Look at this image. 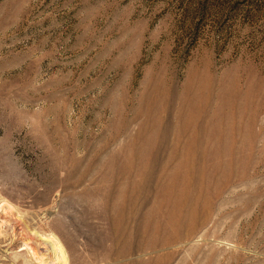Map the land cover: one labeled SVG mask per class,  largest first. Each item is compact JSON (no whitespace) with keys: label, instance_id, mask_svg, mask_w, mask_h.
<instances>
[{"label":"rangeland","instance_id":"rangeland-1","mask_svg":"<svg viewBox=\"0 0 264 264\" xmlns=\"http://www.w3.org/2000/svg\"><path fill=\"white\" fill-rule=\"evenodd\" d=\"M45 239L264 264V0H0V264Z\"/></svg>","mask_w":264,"mask_h":264},{"label":"bare ground","instance_id":"bare-ground-1","mask_svg":"<svg viewBox=\"0 0 264 264\" xmlns=\"http://www.w3.org/2000/svg\"><path fill=\"white\" fill-rule=\"evenodd\" d=\"M45 240L48 242L49 248L51 249L54 255L53 261L50 262L49 264H68V259L63 251L64 249H62L60 244L53 240H50V241H48V239H45Z\"/></svg>","mask_w":264,"mask_h":264}]
</instances>
